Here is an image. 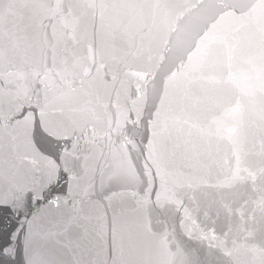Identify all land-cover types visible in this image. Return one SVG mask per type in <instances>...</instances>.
Masks as SVG:
<instances>
[{"label": "water", "instance_id": "obj_1", "mask_svg": "<svg viewBox=\"0 0 264 264\" xmlns=\"http://www.w3.org/2000/svg\"><path fill=\"white\" fill-rule=\"evenodd\" d=\"M0 264H264V0H0Z\"/></svg>", "mask_w": 264, "mask_h": 264}]
</instances>
